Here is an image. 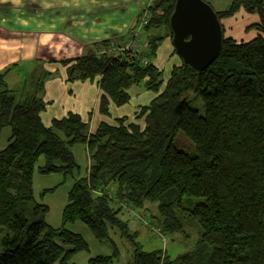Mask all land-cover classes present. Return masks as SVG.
Masks as SVG:
<instances>
[{
  "label": "trees",
  "instance_id": "obj_1",
  "mask_svg": "<svg viewBox=\"0 0 264 264\" xmlns=\"http://www.w3.org/2000/svg\"><path fill=\"white\" fill-rule=\"evenodd\" d=\"M174 3L152 0L142 11L137 24L144 14V50L139 52V36L129 53L100 54L113 43L104 40L61 63L68 83L99 78L98 113L104 117L111 106L129 103L133 86L142 84L155 94L139 109L142 128L120 118L100 123L90 134L88 123L72 113L46 127L40 115L47 74L38 78L31 72L16 91L7 82L15 65L0 72V134L10 132L0 150V264H69L88 252L83 238L67 230L75 223L112 248L110 256L87 264L120 258L112 236L130 245L128 264H264V0H233L216 13L219 22L240 11L256 15L258 22L245 28L258 33L254 39L237 43L223 35L221 52L207 69L194 72L181 62L160 91L162 72L151 60L165 38L171 41ZM128 37L113 44L121 46ZM190 94L198 96L202 115L189 108ZM180 138L187 149L178 146ZM75 146L85 148L89 165L73 181L61 225L53 229L45 221L48 207L33 195L34 173L71 176L78 171ZM55 190L42 191L39 199ZM147 206L156 212L150 217L159 227L154 231L164 236L185 239V219L194 223L195 244L174 258L161 250L143 251L123 211L139 216Z\"/></svg>",
  "mask_w": 264,
  "mask_h": 264
},
{
  "label": "crops",
  "instance_id": "obj_2",
  "mask_svg": "<svg viewBox=\"0 0 264 264\" xmlns=\"http://www.w3.org/2000/svg\"><path fill=\"white\" fill-rule=\"evenodd\" d=\"M151 1L0 0V72L15 65L7 75L9 86L15 85L19 77L29 76L31 72L38 78L42 77V72L47 74L44 77L42 90V100L46 108L40 115L41 122L46 127L52 119H61L72 113L79 115L85 123H88L90 134L100 123L112 125L120 118H125L126 124H136L142 128L144 122L142 117L138 118L139 109L148 106L156 97L155 94L145 91L142 84L133 86L128 90L129 103L120 108L111 106L109 116L104 117L98 113V101L101 95L97 85L99 78L93 82L68 83L65 67L61 63L82 56L92 44L104 40L113 43L124 41L135 29L138 18ZM232 1H229L230 4ZM207 4L210 5L208 0ZM226 9L213 10L219 13ZM147 34L142 32L139 37V52L145 49ZM162 44L170 47L167 53L172 49L174 54L169 38H165ZM159 47L151 63L163 72ZM180 64L181 61H176L170 67L160 91L169 78L172 67ZM3 132L4 130L0 134V150L7 145L10 137L9 132L2 134ZM72 154L78 171L67 177L58 175L61 177L60 184L68 182L70 186L66 192V199L73 181L83 176L89 165L83 146L73 147ZM40 160L37 167L43 164ZM49 189L52 188L48 187L45 190ZM44 205L48 207L50 213V206Z\"/></svg>",
  "mask_w": 264,
  "mask_h": 264
},
{
  "label": "rangeland",
  "instance_id": "obj_3",
  "mask_svg": "<svg viewBox=\"0 0 264 264\" xmlns=\"http://www.w3.org/2000/svg\"><path fill=\"white\" fill-rule=\"evenodd\" d=\"M229 1L230 0H208V3H210V7L217 11L218 9H226L230 4ZM227 2H229V4ZM239 13L231 19L223 20L221 22V26L224 29L225 37L231 38L237 43H247L254 39L258 33L256 31L245 32L244 28L246 26L257 23L258 18L256 15H247L244 13ZM169 48V46H165V44H162L159 47L158 51L160 52L161 59L163 60V82L168 76L169 69L173 65V63H175L176 61H180L176 54H172V49H170V52L167 53V50H169ZM28 77V75L19 77L16 81V84L10 86V88L19 91L22 88V81H26ZM186 100L189 108L196 110L200 115L203 114L202 104L198 96L190 94L186 97ZM7 132H9V130L5 129L2 134H5ZM177 144L179 147L185 149H187L189 146L188 143L185 142L182 138L178 139ZM40 161L42 162V160ZM60 181L61 177L58 175L40 176L36 171L33 177V195L38 202L48 204L50 206V213L45 219L51 227L55 228L61 225V209L66 204V192L67 189H69L70 187L68 182H61L60 184ZM58 184L59 186H56ZM54 186L56 190L55 192H53V194L46 195L42 200L39 199V194L42 191H44L48 187L53 188ZM123 212V217L124 219H128L131 230H137V242L141 245L143 251L145 252L161 250L163 253H167L169 257L174 258L177 255L188 251L198 239L197 226L194 223L188 221L187 219H185L184 225L186 238L183 239L184 237L181 238L178 236H164L162 233L159 232L160 229L154 231V229L159 227L156 224L151 223L150 221V217L156 215L155 209L150 206H147V208L141 211L139 214V216H144L146 225L142 223L144 222V219L142 217L138 216L139 220L143 219L140 223L138 221L133 220L132 215H130L132 212L131 209L125 208ZM67 230L72 233L79 234L88 246L87 253L83 252L76 254L69 262V264H87V261L91 258H94L96 256H110L112 254L111 246L106 242H99L94 239V237L90 234L88 229L83 224L75 223L72 225H67ZM154 232L160 234V236L153 234ZM112 238L114 239V242L120 254V258L113 262V264H128L131 254L130 245L125 241L119 240L117 237L112 236ZM161 239H163V241Z\"/></svg>",
  "mask_w": 264,
  "mask_h": 264
},
{
  "label": "water",
  "instance_id": "obj_4",
  "mask_svg": "<svg viewBox=\"0 0 264 264\" xmlns=\"http://www.w3.org/2000/svg\"><path fill=\"white\" fill-rule=\"evenodd\" d=\"M169 29L175 54L192 71L200 73L218 58L223 33L205 0H175Z\"/></svg>",
  "mask_w": 264,
  "mask_h": 264
},
{
  "label": "built area",
  "instance_id": "obj_5",
  "mask_svg": "<svg viewBox=\"0 0 264 264\" xmlns=\"http://www.w3.org/2000/svg\"><path fill=\"white\" fill-rule=\"evenodd\" d=\"M145 24H146V16L143 14L141 16V19H140V24H137L136 25L135 29L130 33V35L128 37V40L123 45L117 47V46H115L112 43V44H109L107 47L102 48L99 53L100 54H105V53H107V54H114V56H119L120 54L127 53V52L128 53L131 52V50H134L135 49V47L137 45L136 40L142 34V29L141 28ZM146 61L147 60H144V63L145 64L147 63ZM131 215H132V217H133L134 220L139 219L138 214H136V212H131ZM143 219H141L140 222ZM142 223L144 225H146L145 219H144V222H142ZM155 234H157V236H160V234H158V233H155ZM163 239H161V240L163 241Z\"/></svg>",
  "mask_w": 264,
  "mask_h": 264
}]
</instances>
